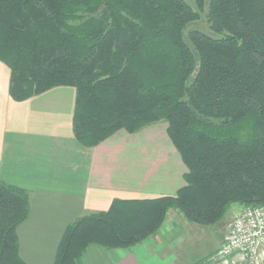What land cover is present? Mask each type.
I'll return each instance as SVG.
<instances>
[{"label": "trees", "instance_id": "1", "mask_svg": "<svg viewBox=\"0 0 264 264\" xmlns=\"http://www.w3.org/2000/svg\"><path fill=\"white\" fill-rule=\"evenodd\" d=\"M202 14L208 32L189 30ZM0 62L14 101L75 90L79 144L165 124L187 170L174 197L77 219L54 264L140 244L170 210L210 227L234 205L264 206V0H0ZM28 212L29 194L0 180V264H23Z\"/></svg>", "mask_w": 264, "mask_h": 264}, {"label": "crops", "instance_id": "2", "mask_svg": "<svg viewBox=\"0 0 264 264\" xmlns=\"http://www.w3.org/2000/svg\"><path fill=\"white\" fill-rule=\"evenodd\" d=\"M10 70L0 62V180L29 194V212L16 231L23 264H54L67 228L105 213L114 201L174 197L185 186V165L165 124L135 134L115 133L88 148L72 128L75 90L53 88L17 102L9 96ZM200 226L170 210L159 230L126 249L90 245L76 264H198L188 249Z\"/></svg>", "mask_w": 264, "mask_h": 264}, {"label": "built area", "instance_id": "3", "mask_svg": "<svg viewBox=\"0 0 264 264\" xmlns=\"http://www.w3.org/2000/svg\"><path fill=\"white\" fill-rule=\"evenodd\" d=\"M240 212V213H239ZM228 224L213 264H228L239 258L250 264H264V206H243Z\"/></svg>", "mask_w": 264, "mask_h": 264}, {"label": "rangeland", "instance_id": "4", "mask_svg": "<svg viewBox=\"0 0 264 264\" xmlns=\"http://www.w3.org/2000/svg\"><path fill=\"white\" fill-rule=\"evenodd\" d=\"M185 1H187V3L190 4V0H185ZM188 29L189 30L198 29L203 32H208L207 24L204 19V14H202L199 22H197L194 25H190ZM242 207L243 206L234 205L230 209V211L227 213V216L218 224L210 226V227H200V229H198L199 234L195 236H191L192 239L191 241L188 242L190 243L188 246L190 248L188 249H190L194 253V255L203 256V254H205L206 252H209L219 242L221 245V242L226 233L228 224L232 221V219L236 216V214H238V212L242 210ZM220 245H219V248H220ZM228 262H230L228 264H250L249 262H246L239 258L229 259Z\"/></svg>", "mask_w": 264, "mask_h": 264}]
</instances>
